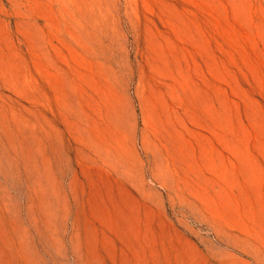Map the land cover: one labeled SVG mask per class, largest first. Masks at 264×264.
I'll return each mask as SVG.
<instances>
[{
  "label": "rangeland",
  "instance_id": "374dc122",
  "mask_svg": "<svg viewBox=\"0 0 264 264\" xmlns=\"http://www.w3.org/2000/svg\"><path fill=\"white\" fill-rule=\"evenodd\" d=\"M0 264H264V0H0Z\"/></svg>",
  "mask_w": 264,
  "mask_h": 264
}]
</instances>
